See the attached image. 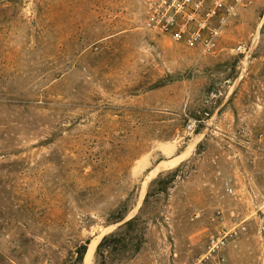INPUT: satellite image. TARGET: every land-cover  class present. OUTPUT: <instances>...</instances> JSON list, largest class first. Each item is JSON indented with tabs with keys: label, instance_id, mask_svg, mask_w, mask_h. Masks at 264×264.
Segmentation results:
<instances>
[{
	"label": "rangeland",
	"instance_id": "374dc122",
	"mask_svg": "<svg viewBox=\"0 0 264 264\" xmlns=\"http://www.w3.org/2000/svg\"><path fill=\"white\" fill-rule=\"evenodd\" d=\"M145 14L0 0V264H85L96 239L90 264H186L239 225L226 264H264V0L214 54Z\"/></svg>",
	"mask_w": 264,
	"mask_h": 264
},
{
	"label": "built area",
	"instance_id": "2783aa9c",
	"mask_svg": "<svg viewBox=\"0 0 264 264\" xmlns=\"http://www.w3.org/2000/svg\"><path fill=\"white\" fill-rule=\"evenodd\" d=\"M243 0H145L143 26L149 32L168 38L203 54H214L218 49L222 29ZM238 53L246 51L244 43L236 46ZM195 122L188 125L192 129ZM264 140V134H259ZM197 217V216H196ZM244 229L243 225L222 227L207 237L206 251L186 264H209L218 260L226 264L224 250Z\"/></svg>",
	"mask_w": 264,
	"mask_h": 264
},
{
	"label": "bare ground",
	"instance_id": "6f19581e",
	"mask_svg": "<svg viewBox=\"0 0 264 264\" xmlns=\"http://www.w3.org/2000/svg\"><path fill=\"white\" fill-rule=\"evenodd\" d=\"M143 165H144V164L141 163V164L139 165V168H142ZM96 243H97V239L94 240V241H92V243H91V245H90V247H89V251H88L87 257H86V259H85V264H90L91 254H92V251H93V249H94Z\"/></svg>",
	"mask_w": 264,
	"mask_h": 264
},
{
	"label": "trees",
	"instance_id": "16d2710c",
	"mask_svg": "<svg viewBox=\"0 0 264 264\" xmlns=\"http://www.w3.org/2000/svg\"><path fill=\"white\" fill-rule=\"evenodd\" d=\"M134 221H136V218H132L131 220L127 221V225H131ZM86 251V246H82L81 250L79 251V258L81 259Z\"/></svg>",
	"mask_w": 264,
	"mask_h": 264
}]
</instances>
